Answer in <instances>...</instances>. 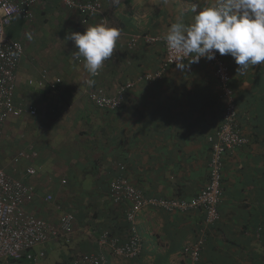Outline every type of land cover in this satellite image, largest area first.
<instances>
[{"label": "crops", "instance_id": "obj_1", "mask_svg": "<svg viewBox=\"0 0 264 264\" xmlns=\"http://www.w3.org/2000/svg\"><path fill=\"white\" fill-rule=\"evenodd\" d=\"M102 2L107 22L124 35L94 78L83 58H75L78 49L66 36L98 24L101 13L81 24L61 0H41L32 19L17 16L7 27L8 36L24 46L14 93L23 112L4 125L0 162L10 175L34 185L30 210L56 222L66 207L76 213V224L73 233L36 245V259H5L10 264H67L81 253L95 252L106 256V264H192L190 248L203 237L197 264H264V62L238 71L231 55L223 57L230 66L238 125L248 141L225 155L220 219L208 222L203 209L175 212L149 206L137 216L139 255L123 257L100 243L106 229L122 240L128 236L127 205L113 203L108 194L117 175L128 176L149 196L190 199L202 190L209 179L208 137L225 108L213 66L191 59L181 62L187 65L184 70L167 65L159 79H136L120 110L94 106L90 88L114 94L136 75L163 69L171 23L182 18L190 24L192 2L204 7L214 0ZM130 34L157 39L141 38L130 46ZM43 68L63 77L59 91L29 83L38 80ZM89 79H95L94 86L87 84ZM29 150L38 156L14 162L19 152ZM29 165L34 175L26 174Z\"/></svg>", "mask_w": 264, "mask_h": 264}, {"label": "built area", "instance_id": "obj_2", "mask_svg": "<svg viewBox=\"0 0 264 264\" xmlns=\"http://www.w3.org/2000/svg\"><path fill=\"white\" fill-rule=\"evenodd\" d=\"M37 1L0 0V139L3 137L4 125L7 120L21 113V110L15 105L13 90L16 68L22 56L23 47L20 42L7 37L5 27L16 14L31 17V8ZM66 1L72 5L75 4L74 1ZM79 6L87 8L93 13L100 7V3L92 2L80 4ZM146 38L147 40H154L153 37L147 36ZM135 40V38L132 39V42ZM12 52H15L16 55H11ZM188 57L195 58L194 54L184 56L182 53L170 50L166 44L165 65L180 63ZM209 62L212 64L215 75L220 82L221 98L225 102L223 121L220 123L216 134L209 136V141L212 143L210 180L204 189L191 199L147 197L132 186L125 177L112 180L110 183V197L114 202L128 201L130 203L127 216L133 222L138 212L148 205L161 206L170 211L181 212L203 208L206 211L208 222L213 223L220 218L218 205L222 198L223 156L226 151H232L245 143L247 137L240 132L237 124V107L231 87L232 77L229 65L219 53H217L215 59ZM159 74H148L147 78H155ZM57 80L60 81L59 78ZM131 85L132 83L128 82L113 96H107L102 90H92L90 97L98 106L115 108L120 106L125 88ZM32 112L34 113V110ZM37 156L38 152L36 150L21 151L15 156L14 162L17 163L22 158L30 160ZM26 170L29 175H34L36 172L33 165L27 166ZM34 197V185L10 176L0 163V264H9L5 258L20 260L28 257L36 259L37 256L33 254L31 249L37 243L58 237L62 233L70 234L74 232L75 218L72 214L67 213L60 216L59 222L53 224L28 209L27 204L33 201ZM51 197V195H48L47 199ZM100 243L110 248L112 252L124 257L136 256L142 248L141 238L134 226L128 242L119 243L117 239H110L109 232L105 231L101 235ZM203 243V237H201L190 248L192 264H197L200 259ZM105 261L104 255L85 254L77 259L74 264H105Z\"/></svg>", "mask_w": 264, "mask_h": 264}, {"label": "clouds", "instance_id": "obj_3", "mask_svg": "<svg viewBox=\"0 0 264 264\" xmlns=\"http://www.w3.org/2000/svg\"><path fill=\"white\" fill-rule=\"evenodd\" d=\"M40 1L41 0H38L32 6V8H31L32 15H33V10H34L35 6ZM71 1H74L75 4L72 5L71 3H67L66 0H61L62 4L65 7L71 9L73 12H75L79 16L81 24H87L90 19L96 18L97 13H101L100 17H98V20H97L98 24L86 27V29L83 33L70 31L68 33V35L66 36V39L69 41H73L76 49H78L77 51H75V58L76 59L83 58L84 68L86 69L88 74L94 78L97 75H99V71L103 67L104 61H106L112 57L114 51L116 50V45H117L118 39L120 38L121 34L124 35V33L118 28L111 27V25L109 24V21L107 22V18L105 16V14L103 13V2H102V0H70V2ZM92 2L100 3V7L98 9H96V11H94L93 13H91L89 10H87V8H81L79 6L80 4H88V3H92ZM114 2L118 3L119 0H114ZM198 7H200L199 12H197ZM190 11H191V13H193L192 22L190 24L185 23L182 18H179V19H177L176 22L171 23L170 27L168 28L167 34L164 37V39H165V59H166V44H167V46L170 50H174L177 53H182L184 56H192L194 54V56H195L194 59H192V57H188V58L184 59V60L191 59L192 60L191 62H199V60L201 58H203L201 60L207 59L206 61L209 62V61L215 59L217 53H219L222 56L223 55H231L234 58L236 64L238 66H240L238 71H242L244 69H247L250 66L253 67L256 65H261L262 62H264V0H214L213 3H211L210 5L204 6V7H201L200 5H198V3L192 2V6H191ZM17 16H22L26 19H31V17H32V16L26 17L22 14L14 15L13 19L5 27V32H6L7 37H9L7 34V27L12 23L14 18ZM147 36L153 37L154 40H147V38H146ZM134 38L136 40L134 42H132V39H134ZM141 38L147 42H153L157 39V37L147 35V34H143V35L130 34V46L136 45L137 41H139V39H141ZM12 40L18 41L22 44V42L19 40H15V39H12ZM22 47H23L22 52H24L23 44H22ZM11 55L15 56L16 53L12 52ZM22 57H23V53H22V56L18 62L17 68H16L15 83L17 80L18 67H19L20 61L22 60ZM204 58H206V59H204ZM165 59L163 61V69L157 70L155 72L143 73L141 75L138 74L134 78H132L131 80H129V81H127V82H125L119 86V88L116 90V93L119 91L120 88H122L123 86L125 87V85L128 82L132 83L131 86L125 88V90L123 92L124 96H123V99L121 101V104L125 100L127 90L129 88L131 89L134 86L136 79H140V80L150 82L151 80L159 79L162 76L163 70L165 69V66H167V65H165ZM173 64H177L176 66L180 70H184L187 66L181 62L180 63H171L168 65H173ZM213 70H214V68H213ZM40 73H41V75L39 78H37L38 79L37 81L30 80L29 83L35 82L37 85H40V86H45L47 84L48 88L51 89V87L55 86V83L63 81V77H61L60 75L57 76L56 74H52L51 69H49V68H43ZM157 73H160V74L158 76H156L155 78H147L148 74L156 75ZM230 73H231V71H230ZM58 78L60 79V81L57 80ZM95 83H96L95 79H89L87 81V84L90 87L94 86ZM92 90H96V91L102 90L104 93H105V91L100 87H92L89 89L87 95H88L89 100L93 103L94 106H96L97 108H100V109H105V110L106 109L107 110L114 109V108L98 106L90 97V93ZM13 91L15 93V85H14ZM116 93H114V94L105 93V94L107 96H113ZM13 99H14V94H13ZM234 99H235V104L237 107L235 96H234ZM223 103H224V107H225V102L223 101ZM121 104H120V106H121ZM15 105H16V103H15ZM120 106L115 107V108H119ZM16 107H18L21 110V113L23 112V109L21 107H19L18 105H16ZM33 110H34V113L36 112L35 109L32 108V109H30V112L32 114H33V112H32ZM224 111H225V108H224ZM19 115H17V116H19ZM223 115H224V112H223ZM12 117H14V116H12ZM223 117L224 116H222L220 123L223 121ZM220 123H219V125H220ZM237 124H238V111H237ZM217 129H216V131H217ZM216 131L211 135H215ZM240 132H241V130H240ZM4 133H5V130H4ZM211 135H209V136H211ZM208 140H209V137H208ZM247 141H248V139H247ZM243 144L236 147L232 151H226L225 152V154L223 156L222 178H223V172H224L223 169H224L225 155L227 153L234 152L239 147H241ZM210 145H211L210 160H211V157H212V143L211 142H210ZM210 160H209V179H208V182L210 180ZM124 167H125V165L121 164L120 168L123 169ZM4 169L7 172L5 167H4ZM122 175H124V174H122ZM124 176H125V178L128 179L129 183L132 186L137 188L135 185H133L130 182L128 176H126V175H124ZM63 182H66V181L63 180ZM208 182H207V184H208ZM221 182H222V179H221ZM221 186H222V184H221ZM204 187L202 188V190L204 189ZM137 189L140 190L144 194V192L141 189H139V188H137ZM34 190H35V187H34ZM108 192H109L108 194H110V186H109ZM35 195H36V192H35ZM49 195L52 196V194H49ZM144 195L147 197L164 198V197H158L155 195H151V196L146 195V194H144ZM197 195H195V196H197ZM195 196H193V197H195ZM222 197H223V187H222ZM46 199H47V197H46ZM50 199H52V197ZM170 199H176V198H170ZM111 201L115 204H126L127 205L126 215H127V212L130 208V203L128 201L114 202L112 199H111ZM221 201H222V198H221ZM221 201H220V203H221ZM149 206H153V205H148L146 207H149ZM153 207H161V206H153ZM198 209H203V208H198ZM191 210H196V209H191ZM191 210H188V211H191ZM203 210L205 211V209H203ZM218 210H219V205H218ZM141 211H139L138 214ZM175 212H177V211H175ZM178 212H181V211H178ZM219 213H220V211H219ZM138 214H137V216H138ZM205 215L207 218L206 211H205ZM137 216H136V219L134 222L129 220L128 216H127V220L130 222V226H129L130 235L132 233V227L133 226L136 227V230H137V232L141 238V243H142V237H141L140 232H139L138 227H137ZM220 217H221V215H220ZM105 231H108L110 234V230L107 229ZM102 234L103 233H101V235ZM101 235H100V238H101ZM141 250H142V248H141ZM101 255H104V254L102 253ZM104 257L106 260L105 261V264H106L107 259H106L105 255H104Z\"/></svg>", "mask_w": 264, "mask_h": 264}, {"label": "trees", "instance_id": "obj_4", "mask_svg": "<svg viewBox=\"0 0 264 264\" xmlns=\"http://www.w3.org/2000/svg\"><path fill=\"white\" fill-rule=\"evenodd\" d=\"M33 18V15H32V17H31V19ZM122 35V34H121ZM129 42H130V39H129ZM128 42V43H129ZM138 42V41H137ZM78 61H81L82 59L80 58V59H77ZM62 86H63V81H60V82H58V83H55V86H53V87H51V89L53 90V91H59L61 88H62ZM231 87H232V84H231ZM123 105H124V102L121 104V106L119 107V108H114V109H111V110H120V109H122V107H123ZM26 174H27V170H26ZM28 175V174H27ZM10 176H12V175H10ZM12 177H16V178H18V179H21L22 181H25V182H27V183H31L29 180H27L25 177H23V176H12ZM122 177H125L124 175H122V173L121 174H119V175H117L115 178H113L112 180H114V179H118V178H122ZM111 180V181H112ZM111 181L109 182V186H110V183H111ZM32 184V183H31ZM53 197V196H52ZM109 199L111 200V197H110V194H109ZM33 202L32 201H30L28 204H27V207H28V205H30V204H32ZM29 209V208H28ZM67 213H70V214H72L73 216H74V218H75V224H76V213L72 210V209H70V210H67L66 209V207L65 208H63L62 209V212H61V214H60V216H62V215H64V214H67ZM126 218H127V215H126ZM48 220V219H47ZM59 220H60V217L58 218V220L56 221V222H52V221H50L51 223H53V224H56V223H58L59 222ZM49 221V220H48ZM128 223H129V226H130V222L128 221ZM107 230V229H106ZM108 230H110V239L111 238H114V239H117L118 241H119V243H125V242H128V240H129V237H130V230H129V232H128V236H127V238L125 239V240H122V239H120L118 236H116L112 231H111V229H108ZM63 234V233H62ZM64 234H69V233H64ZM71 234V233H70ZM49 239H47V240H45V241H42V242H39V243H37L36 245H38V244H41V243H44V242H46V241H48ZM35 245V246H36ZM34 246V247H35ZM33 247V248H34ZM33 248L31 249V251L33 252ZM42 253V256H44V252L43 251H40L39 252V255ZM85 254H88V255H101L100 253H95V252H87V253H81V254H79L78 256H76V257H74L73 259H71V261H70V263L68 262L67 264H74L75 263V261L77 260V259H79L80 257H82V256H84ZM32 259V258H31ZM11 260H16V259H11ZM9 264H10V262H8Z\"/></svg>", "mask_w": 264, "mask_h": 264}]
</instances>
